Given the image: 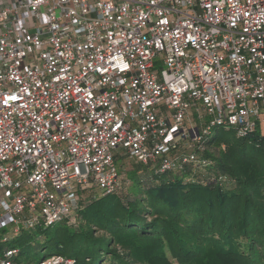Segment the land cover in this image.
I'll return each mask as SVG.
<instances>
[{
	"label": "built area",
	"instance_id": "built-area-1",
	"mask_svg": "<svg viewBox=\"0 0 264 264\" xmlns=\"http://www.w3.org/2000/svg\"><path fill=\"white\" fill-rule=\"evenodd\" d=\"M263 124L264 0H0V231L77 227L128 194L119 158L196 176L215 129Z\"/></svg>",
	"mask_w": 264,
	"mask_h": 264
},
{
	"label": "trees",
	"instance_id": "trees-1",
	"mask_svg": "<svg viewBox=\"0 0 264 264\" xmlns=\"http://www.w3.org/2000/svg\"><path fill=\"white\" fill-rule=\"evenodd\" d=\"M206 143L212 163L205 171L133 170L137 191L91 201L81 224L45 227L55 230L39 244L67 243L75 264H93L95 250L98 264H264V134L217 128ZM20 235L3 238L18 249L19 264Z\"/></svg>",
	"mask_w": 264,
	"mask_h": 264
},
{
	"label": "rangeland",
	"instance_id": "rangeland-1",
	"mask_svg": "<svg viewBox=\"0 0 264 264\" xmlns=\"http://www.w3.org/2000/svg\"><path fill=\"white\" fill-rule=\"evenodd\" d=\"M155 63H156L157 67H159L161 64L158 61V58L155 59ZM222 129L225 131H228L226 127H223ZM257 131L259 133L264 134V124L262 126L259 125L257 128ZM117 165L118 166L121 165L123 170L125 172H127L128 176H129V173L133 170H136V173L140 174V175H143L146 171L152 170L148 166L143 165L141 163L136 162L133 159H128V158L127 159L126 158H124V159L119 158L117 160ZM150 176H151V174H150ZM131 190L135 192L138 189H137V187H135L132 184L128 189L127 195H130L132 193ZM81 219L82 218L80 215V221H81ZM80 224H81V222H80ZM54 230H55L54 226L50 227V228H45L44 226H40V227H37V228L31 230V232L30 231L28 232V229L22 228L21 235L17 239L18 242L23 243L20 245V247H22V249H23V252L20 254L19 259H18L20 261L22 260V262L20 264H27L28 262H38L43 258H47V257L51 256V253L62 254L64 256L71 255L72 249H71L70 245H68L67 243H64L63 247H53L50 244H48L46 248H42V245L39 244V243H43L42 241H43V238L45 236L52 235ZM11 231H12L11 225H5L1 229V231H0V251L3 250L7 246L13 245L12 241L7 242V243H5L3 241V238L6 235H9L11 233ZM99 234H100V232H99ZM128 239H132V238L129 237ZM138 241H139V243H144L143 245H145V247L147 245H149L148 242L145 243L143 239H140ZM93 254L95 257L93 264H98L100 262V260L98 261V259H100V257H101V252L95 250ZM171 259H173V258L171 257ZM105 264H108V261ZM174 264H179V263L177 262V260H174Z\"/></svg>",
	"mask_w": 264,
	"mask_h": 264
}]
</instances>
